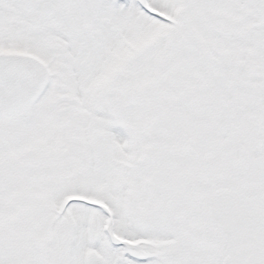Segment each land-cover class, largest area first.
I'll return each mask as SVG.
<instances>
[{"label":"snow or ice","instance_id":"1","mask_svg":"<svg viewBox=\"0 0 264 264\" xmlns=\"http://www.w3.org/2000/svg\"><path fill=\"white\" fill-rule=\"evenodd\" d=\"M0 264H264V0H0Z\"/></svg>","mask_w":264,"mask_h":264}]
</instances>
